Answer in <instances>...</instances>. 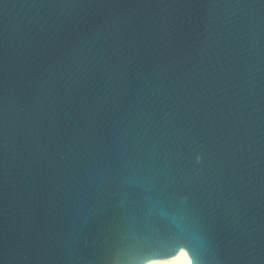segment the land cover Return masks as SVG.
<instances>
[{
	"label": "water",
	"instance_id": "obj_1",
	"mask_svg": "<svg viewBox=\"0 0 264 264\" xmlns=\"http://www.w3.org/2000/svg\"><path fill=\"white\" fill-rule=\"evenodd\" d=\"M264 264V0H0V264Z\"/></svg>",
	"mask_w": 264,
	"mask_h": 264
},
{
	"label": "bare ground",
	"instance_id": "obj_2",
	"mask_svg": "<svg viewBox=\"0 0 264 264\" xmlns=\"http://www.w3.org/2000/svg\"><path fill=\"white\" fill-rule=\"evenodd\" d=\"M157 264H186V258L157 259Z\"/></svg>",
	"mask_w": 264,
	"mask_h": 264
},
{
	"label": "snow or ice",
	"instance_id": "obj_3",
	"mask_svg": "<svg viewBox=\"0 0 264 264\" xmlns=\"http://www.w3.org/2000/svg\"><path fill=\"white\" fill-rule=\"evenodd\" d=\"M189 253L191 252L188 249L186 252H182V255L186 257V264H193L194 257L192 254L189 256Z\"/></svg>",
	"mask_w": 264,
	"mask_h": 264
},
{
	"label": "clouds",
	"instance_id": "obj_4",
	"mask_svg": "<svg viewBox=\"0 0 264 264\" xmlns=\"http://www.w3.org/2000/svg\"><path fill=\"white\" fill-rule=\"evenodd\" d=\"M159 255H151L146 258V264H157Z\"/></svg>",
	"mask_w": 264,
	"mask_h": 264
}]
</instances>
